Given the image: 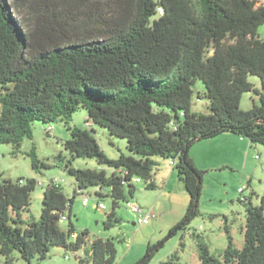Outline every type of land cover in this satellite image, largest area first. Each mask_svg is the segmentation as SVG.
Masks as SVG:
<instances>
[{"label":"trees","instance_id":"trees-1","mask_svg":"<svg viewBox=\"0 0 264 264\" xmlns=\"http://www.w3.org/2000/svg\"><path fill=\"white\" fill-rule=\"evenodd\" d=\"M18 1L0 0V144H12L16 153L25 138L33 139L34 122L63 121L71 133L64 142L70 158L60 153L58 165L75 182L69 198L51 180L40 219L25 220L21 212L29 209L38 181L0 172V264H12L16 251L30 264L46 259L54 246L85 247L93 264H115L113 238L90 241L87 229L76 233L71 216L77 195L94 187L96 196L111 197L110 229L122 222L117 208L134 197L138 183L156 188V158L175 159L189 204L170 237L201 214L204 171L189 154L195 142L231 132L264 145V4L258 0H20L34 20L26 29L14 12ZM250 76L262 80V91ZM198 80L210 113L192 109ZM250 91L259 104L242 109ZM82 108L90 128L70 124ZM90 121L126 139L128 153L109 157ZM29 154L36 171L48 167L35 144ZM75 158H94L101 168L74 167ZM241 202L243 246H236L227 224L220 257L194 234L200 264H264V192L260 205L251 197ZM161 245L149 244L137 264H147ZM162 264L183 263L174 253Z\"/></svg>","mask_w":264,"mask_h":264},{"label":"rangeland","instance_id":"rangeland-1","mask_svg":"<svg viewBox=\"0 0 264 264\" xmlns=\"http://www.w3.org/2000/svg\"><path fill=\"white\" fill-rule=\"evenodd\" d=\"M258 1L264 4V0ZM22 4L19 0L14 12L16 18L22 22L26 29L34 24V20L30 9ZM259 32L264 36V25L260 27ZM250 81L262 91V80L258 76H250ZM194 89L192 109L197 112L210 113L209 100L204 97L206 91L204 83L198 80ZM254 103L259 104L258 94L255 91L244 93L241 108L250 109ZM87 118L88 113L82 108L73 115L70 124L86 128L88 127ZM89 123L93 124L94 134L109 157L117 158L121 153H128L126 139L111 135L107 129L92 121ZM50 125L54 127L52 132L47 129L49 124L34 122L32 125L33 139L25 138L20 150L16 153L13 152L12 144H0V172H2L3 178L12 180L36 178L38 181L32 193L29 209L21 212L25 220L40 219L44 190L51 180L54 179L62 184L64 192L69 198L74 194L75 178L58 165L57 158L60 153L70 158L64 148V142L71 136V133L63 121L50 123ZM245 139L248 141L247 143H250V148H244L241 144L234 143L233 168L224 167L219 170L204 171L203 189L199 200L201 214L186 229H179L169 237V230L181 221L189 204V195L183 183L181 189L173 187L172 192L168 193L167 191L163 195L162 187L150 189L147 188L146 182L142 181L137 184L138 191L130 201L140 204L146 209L154 208L157 214L156 219L148 224L137 223L134 225L136 214L132 212L127 202H121L117 208V214L122 217V222L106 229L105 221L107 214L112 210V199L109 196H96L95 188L89 187L85 190V194L75 197L72 205L71 220L75 225L76 233L87 229L90 241L97 237L113 238L118 251L115 264H137L146 256L149 244L162 245L158 247L147 264H162L174 253L180 255V261L183 264H200L197 238L194 234L200 235L209 245L211 253L220 257L228 245L225 224L229 226L236 246L242 247L244 244L242 228L246 222V212L241 198L251 197L255 205H260L261 195L264 192V145H253L247 138ZM34 144L39 159L48 165V167H41L40 171L33 168L32 158L29 154ZM72 163L74 167L78 168H101L94 158H75L72 159ZM89 194L91 196L88 204L84 205L83 200ZM98 203H103L106 208L97 207ZM163 220L165 225L161 224ZM170 221L175 223L168 227ZM67 226L68 220L62 223L63 228L66 229ZM162 228H165L164 235L157 239ZM75 239V237L71 238V240ZM13 256L12 264H30L17 251ZM3 260L4 257L0 253V261ZM31 264H93V261L85 247L73 251L54 246L46 259L36 257Z\"/></svg>","mask_w":264,"mask_h":264},{"label":"crops","instance_id":"crops-1","mask_svg":"<svg viewBox=\"0 0 264 264\" xmlns=\"http://www.w3.org/2000/svg\"><path fill=\"white\" fill-rule=\"evenodd\" d=\"M245 138L233 134L231 132H226L209 139H203L195 142L190 148V156L195 164V166L202 170H219L224 167L233 168L234 167V143L241 144L244 148H250V143L245 141ZM159 162L157 169L154 172L153 181L156 187H162L164 189L163 195L168 191L172 192L173 187L182 188V181L178 178L177 172L175 170V164L177 160L170 158H156ZM74 187V186H73ZM105 193V191H103ZM91 195V194H89ZM246 196V195H245ZM248 197V196H246ZM154 210V208H151ZM228 220V218H226ZM133 224H137V218ZM163 220L161 224L164 223ZM175 222H169V225H173ZM140 224V223H139ZM176 225V224H175ZM173 228V227H172ZM171 228V229H172ZM167 229V228H166ZM170 229V230H171ZM165 228L161 229L160 236L162 237ZM169 230V231H170ZM75 237V236H74Z\"/></svg>","mask_w":264,"mask_h":264},{"label":"built area","instance_id":"built-area-1","mask_svg":"<svg viewBox=\"0 0 264 264\" xmlns=\"http://www.w3.org/2000/svg\"><path fill=\"white\" fill-rule=\"evenodd\" d=\"M49 132H52L54 127L52 125H49L47 127ZM137 181H140L139 178H137ZM241 192L243 191V189H240ZM89 196H85L84 200H83V204L87 205L88 201H89ZM99 207L101 208H106V206L103 203H98L97 204ZM127 205L131 208L132 212H134L137 216V222L140 224H148L150 223L153 219L157 218V214L155 213V211L153 209H146L145 207L141 206L140 204H137L135 202H127ZM62 220L65 221L67 220V216L63 215Z\"/></svg>","mask_w":264,"mask_h":264},{"label":"water","instance_id":"water-1","mask_svg":"<svg viewBox=\"0 0 264 264\" xmlns=\"http://www.w3.org/2000/svg\"><path fill=\"white\" fill-rule=\"evenodd\" d=\"M213 52H214V50L211 51V53H213Z\"/></svg>","mask_w":264,"mask_h":264}]
</instances>
